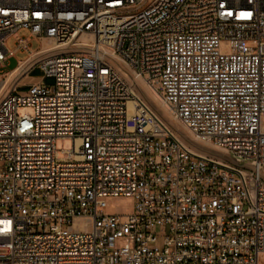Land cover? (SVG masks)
<instances>
[{
  "label": "built area",
  "instance_id": "1",
  "mask_svg": "<svg viewBox=\"0 0 264 264\" xmlns=\"http://www.w3.org/2000/svg\"><path fill=\"white\" fill-rule=\"evenodd\" d=\"M10 37L29 56L4 72ZM10 76L0 264H264V0H0V91ZM120 197L132 211L108 213Z\"/></svg>",
  "mask_w": 264,
  "mask_h": 264
},
{
  "label": "rangeland",
  "instance_id": "2",
  "mask_svg": "<svg viewBox=\"0 0 264 264\" xmlns=\"http://www.w3.org/2000/svg\"><path fill=\"white\" fill-rule=\"evenodd\" d=\"M30 32L29 30L27 29H24V28H21L18 30V35L23 37V38H26L27 36H29ZM7 47L12 50L14 52V57H12L10 60H8L6 63H5V67L3 69L4 72H8L10 70H12L15 65L18 63V61L20 60H25L28 58L29 54L28 52H24L21 48H19L16 44V38L14 37H10L8 40H7V43H6ZM28 46L30 48V50L32 52H39L40 50H42V48H44V43L41 41V40H38V39H35L33 38L29 43H28ZM63 53H67V51H70L69 48L65 49L64 50H61ZM40 53L37 54V56L39 55ZM37 56H34L33 58L37 57ZM120 71L124 74V77L127 81H130L132 82L133 81V78H132V75H131V72L129 71V69L127 68V66L125 65H121L120 66ZM43 75V72L42 70L40 69H37V70H34L32 72V74L30 75V79L26 82V80H21V84H30L32 82H35V81H39L41 80V76ZM53 80L52 79H47L46 80V83H52ZM14 84V81H9L8 85H7V88H6V91L9 90ZM136 85L138 87V89L140 91H142L143 93V96L144 98L146 99V101L152 106L154 107L155 111L168 123L171 125V127L176 131L178 132V134H180L184 139H186L190 144L200 148V149H203L207 152H210L212 154H216L215 153V150L211 149L210 147H207V146H204L202 144H200L199 142L195 141L193 139V137L189 134V132L183 128L181 126V124L175 120H173L171 118V115H170V112L166 109V110H163L162 108H159L157 107L153 100L152 99H149L147 98V96L145 95L144 93V90L142 88V84L141 82H139L137 80L136 82ZM27 89L26 86H20L18 88V91H25ZM158 108V109H157ZM28 112V109H25V108H21L19 110V113L20 114H25ZM199 145V146H198ZM205 147V148H204ZM56 148L59 152V155L61 157H66L67 156V151L71 150L73 148V140L72 138H60L57 140L56 142ZM220 153V152H219ZM220 157L221 158H226L228 159L227 157H225V155H223L222 153H220ZM108 203H109V206L107 208L108 210V213H129L130 211H132V208H133V205H134V200L132 198H126V197H120V198H112V199H108Z\"/></svg>",
  "mask_w": 264,
  "mask_h": 264
},
{
  "label": "bare ground",
  "instance_id": "3",
  "mask_svg": "<svg viewBox=\"0 0 264 264\" xmlns=\"http://www.w3.org/2000/svg\"><path fill=\"white\" fill-rule=\"evenodd\" d=\"M44 48H42V52H49V51H53V50H60V49H63V48H65V47H63V46H61V47H59V46H56L55 44H52V43H48V42H46V43H44ZM25 63H21V66H23ZM12 78H11V76L9 77V79H8V81H7V83H6V85L4 86V88L2 89V91H0V93H3V92H5L6 91V88H7V85H8V83H9V81L11 80ZM137 80L139 81V82H141V84H142V88H143V90H144V93H145V95L147 96V98H149V99H152L153 100V102H154V104L157 106V107H159V108H162L163 110H168L169 111V109H168V106H167V104L162 100V98L161 97H159L158 95H156V94H154L153 93V91L150 89V87L146 84V82L143 80V79H141V78H136L133 82H134V86L136 87V89L138 90V95L140 96V97H143L144 98V96H143V93H142V91H140L139 89H138V87H137V85H136V82H137ZM145 99V98H144ZM145 101H146V99H145ZM147 102V101H146ZM154 108V107H153ZM158 109V108H157ZM170 112V111H169ZM159 115V114H158ZM160 116V115H159ZM166 122V121H165ZM167 123V122H166ZM180 135V134H179ZM181 136V135H180ZM197 146V145H196ZM199 146V145H198ZM200 148H201V146H200ZM205 148V147H204ZM215 155L216 156H218V157H220V153L218 152V151H215ZM224 155V154H223Z\"/></svg>",
  "mask_w": 264,
  "mask_h": 264
},
{
  "label": "crops",
  "instance_id": "4",
  "mask_svg": "<svg viewBox=\"0 0 264 264\" xmlns=\"http://www.w3.org/2000/svg\"><path fill=\"white\" fill-rule=\"evenodd\" d=\"M43 43H46V41L45 40H41ZM51 53L50 52H41L39 55H38V58H43V57H46L47 55H50ZM10 60V59H9ZM27 59H25V60H20V61H18V63L15 65V67L12 69V70H10L9 72H12V71H14V70H16V69H18L19 68V63L20 62H24V61H26ZM29 68V67H28ZM27 68V69H28ZM37 70V69H36ZM15 75H16V73H15ZM31 77L30 76H28V77H25V78H23L22 80H26V82L30 79Z\"/></svg>",
  "mask_w": 264,
  "mask_h": 264
}]
</instances>
